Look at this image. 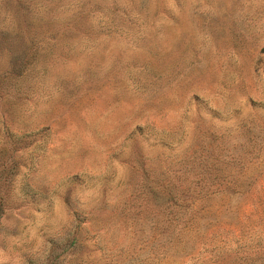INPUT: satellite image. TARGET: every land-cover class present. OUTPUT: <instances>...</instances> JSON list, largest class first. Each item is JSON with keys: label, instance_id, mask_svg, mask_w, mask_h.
<instances>
[{"label": "rangeland", "instance_id": "rangeland-1", "mask_svg": "<svg viewBox=\"0 0 264 264\" xmlns=\"http://www.w3.org/2000/svg\"><path fill=\"white\" fill-rule=\"evenodd\" d=\"M204 148L149 255L120 211ZM0 264H264V0H0Z\"/></svg>", "mask_w": 264, "mask_h": 264}, {"label": "trees", "instance_id": "trees-1", "mask_svg": "<svg viewBox=\"0 0 264 264\" xmlns=\"http://www.w3.org/2000/svg\"><path fill=\"white\" fill-rule=\"evenodd\" d=\"M206 155L201 157L205 161L199 164L195 163V157L181 164L177 170H181L180 174L173 175L169 181L161 185L157 190L150 184H146L145 188L150 189L148 192L147 203L140 206L141 197H137L139 201H135L131 206L134 208L122 209L120 211L121 221L125 225H131L136 231L141 234L139 242L146 241L153 244L157 242L156 247L153 245L149 255H158L166 248L172 238L182 229L186 220L190 218V208L188 202L202 191L209 190L214 183L211 176H206L205 173L210 170L208 165V154L212 150H207ZM201 154H199L200 157ZM207 165L205 166V162ZM157 191V192H156ZM182 202L181 204H179Z\"/></svg>", "mask_w": 264, "mask_h": 264}]
</instances>
